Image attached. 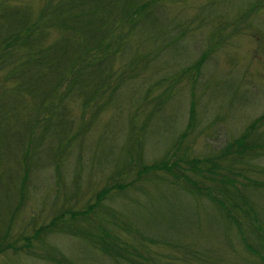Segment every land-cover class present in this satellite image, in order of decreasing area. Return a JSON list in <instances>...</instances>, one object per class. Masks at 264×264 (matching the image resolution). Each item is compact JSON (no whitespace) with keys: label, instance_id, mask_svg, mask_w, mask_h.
Wrapping results in <instances>:
<instances>
[{"label":"trees","instance_id":"trees-1","mask_svg":"<svg viewBox=\"0 0 264 264\" xmlns=\"http://www.w3.org/2000/svg\"><path fill=\"white\" fill-rule=\"evenodd\" d=\"M26 1L0 0V257L264 264V181L256 178L264 112L222 147L190 149L203 136L193 91L207 59L252 28L264 36L255 26L264 0H42L36 11ZM190 43L206 46L192 60ZM215 78L208 99L233 89ZM183 89L186 124L161 158L144 163L147 133L171 123L166 112ZM92 133L97 143L111 138L96 146L107 149L105 161L112 156L110 171L81 203L80 178L65 185L61 175ZM51 178L46 221L24 218L31 193ZM55 237L72 245L62 251Z\"/></svg>","mask_w":264,"mask_h":264},{"label":"rangeland","instance_id":"rangeland-1","mask_svg":"<svg viewBox=\"0 0 264 264\" xmlns=\"http://www.w3.org/2000/svg\"><path fill=\"white\" fill-rule=\"evenodd\" d=\"M41 1L42 0H27L26 4L32 7L33 11H36L40 8ZM201 1L203 0H189L187 4L189 6H197V3ZM261 22H264V18L259 19L257 24L255 23V26L257 30L259 27L260 32L264 33V24L262 25ZM252 29V31H249L252 32V37L249 38L244 37V35H239V37L226 42L219 53L209 55L207 63L205 64V69H203L204 71L200 76V84H198L193 91L195 92L194 100L197 103L195 105V111L197 112L198 129L203 132V136L198 138L195 137L194 144L190 148L194 149L197 155L207 151V146L216 148L222 147L226 138L233 136L232 134L239 130L248 120L250 122L254 119V116L264 112V36L254 32V28ZM253 37L256 39L257 43L254 41L255 39H253ZM200 46L202 47H197V43H190V48L193 50L191 54L189 53V60L199 55L200 51L204 49L205 43ZM191 55H193V57H191ZM155 76L157 75L155 74ZM215 76L217 77L215 78ZM220 77L222 82L229 83L233 89H231L232 91H230L228 95L225 94V96H222V98H218L217 100L215 98L212 99V95H215V93L217 94V90L210 87L212 85L211 78L217 80ZM147 87L148 85L144 87L143 91H145ZM211 90H213L214 93L208 99L209 94L212 92ZM178 95L176 99L174 98V102L172 101L173 104L166 112L167 115H172L170 117L171 123H156L157 126L152 127L147 133L145 138L147 142L143 145L144 163L151 164L154 160L161 158L164 150L171 147L172 144L170 143H172L175 134L177 136L182 130L183 125L186 124L189 92L187 89H183ZM109 113L110 112L102 114V117H105L104 120H106V118L109 120ZM175 128H177V131ZM106 136L109 137L110 134ZM91 138L90 146H87V149L82 146L80 152H77L75 156H73V160L66 166V173H62L61 175L65 185H71L75 182L74 175L80 178V189L82 192L79 194V197L81 198V203L85 202L92 192L95 191L94 187L98 188L102 182L105 181L104 176L110 171L108 170L106 161L111 159L112 156L107 157L105 161V157L108 155L107 149L103 147L99 151L100 154H97L96 151L98 148H96V146L100 144L103 145L104 143L112 145L111 138L106 140L100 139L98 143L97 141L99 139L96 134H93ZM113 154H116L115 147H113ZM116 156L117 155H115V157ZM102 162H105V170L96 171L95 166L100 165ZM260 169H262V171L264 170V163L260 165ZM259 176V179L264 181V171L259 172L256 178ZM49 181L51 184L46 183L43 185L42 189H40L41 191H38L39 194L37 191V194L31 193V201H34L27 207V216L24 218L30 220L31 217H33L39 224L46 221L45 219L48 218L49 212L43 209L42 199L48 194L47 191L50 189H47V185H51L52 187L53 184H55L53 178ZM65 187L69 188L70 186ZM38 188H40V186H38ZM54 189L55 187L52 188V190ZM51 241L52 243H56L62 251L66 246L69 247L72 245L70 240L64 237H55ZM28 263L42 264L37 260L33 261L25 256L12 257L4 255L0 257V264Z\"/></svg>","mask_w":264,"mask_h":264}]
</instances>
